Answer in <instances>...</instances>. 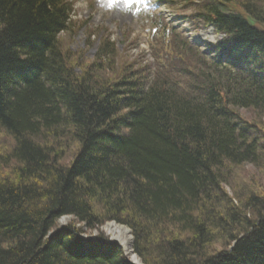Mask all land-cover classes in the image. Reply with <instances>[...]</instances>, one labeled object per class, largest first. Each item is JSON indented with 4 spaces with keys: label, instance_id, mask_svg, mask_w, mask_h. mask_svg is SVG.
Wrapping results in <instances>:
<instances>
[{
    "label": "trees",
    "instance_id": "1",
    "mask_svg": "<svg viewBox=\"0 0 264 264\" xmlns=\"http://www.w3.org/2000/svg\"><path fill=\"white\" fill-rule=\"evenodd\" d=\"M196 1L195 28L222 40L203 52L154 28L153 69L132 77L110 47L68 60L67 0H0V130L12 143L0 264H131L100 235L82 239L107 221L131 229L143 264H264L263 193L221 187L231 167L264 174V0H241L245 17L232 0ZM64 216L72 224L55 229ZM222 236L232 247L213 252Z\"/></svg>",
    "mask_w": 264,
    "mask_h": 264
},
{
    "label": "rangeland",
    "instance_id": "2",
    "mask_svg": "<svg viewBox=\"0 0 264 264\" xmlns=\"http://www.w3.org/2000/svg\"><path fill=\"white\" fill-rule=\"evenodd\" d=\"M154 0H140L139 4L143 5L146 2H152ZM180 3V0H174ZM235 7H239L238 3L241 0H232ZM73 13L71 14V22L69 24L70 30L68 33L61 35V43L63 45V51L71 52L69 57L70 62H76V60L85 65L94 62L96 54L98 52V46L102 50L109 48L111 44L114 49L113 58L110 57V62L113 64V69H124L132 77L135 75H147L150 71L151 59L149 58L148 47L146 43V27L145 24L140 23L141 19L136 14L137 4H133L131 7L127 6L124 0H72ZM161 12L166 18L174 14H183L187 16L188 12L177 10L176 8L171 10L170 8H163L159 6ZM140 20V21H139ZM187 28L186 25L183 26ZM149 28V26H147ZM192 36H197L199 40L210 42L213 38H216L211 31H199L192 33ZM110 42V44H108ZM109 62V63H110ZM162 65V62H161ZM106 72H109L108 70ZM110 73V72H109ZM111 75V73H110ZM237 114L241 119L247 122H259L255 115L249 110L236 109ZM264 121V120H262ZM12 143L8 135L0 130V157L1 159L8 153ZM3 163V162H2ZM1 163V164H2ZM6 174V171L1 169L0 176ZM226 178L229 179L227 184H223L222 190L228 195V198L238 196L243 198H249L251 192L254 195H264V174L259 172L251 165H242L238 167H231L228 172L225 171ZM73 219L69 217H61L56 223L55 229L71 225ZM106 223H112L116 226L126 228L131 239V250H133L134 239L131 229L115 223L114 221H107ZM106 223L95 230L83 231L82 237L88 236H101L103 239L114 243L122 251L119 243L113 241L111 238L105 236L102 232V227ZM75 227L81 228V224H76ZM85 230V229H84ZM221 243H215L212 245L213 252H219L221 249L226 250L232 244L225 236H222ZM230 247V249H231ZM123 253V251H122ZM136 255V253H134ZM137 256V255H136ZM124 257V254H123ZM138 258V257H137ZM127 259V258H126ZM128 260V259H127ZM140 261V259H139ZM140 264H143L140 261Z\"/></svg>",
    "mask_w": 264,
    "mask_h": 264
},
{
    "label": "bare ground",
    "instance_id": "3",
    "mask_svg": "<svg viewBox=\"0 0 264 264\" xmlns=\"http://www.w3.org/2000/svg\"><path fill=\"white\" fill-rule=\"evenodd\" d=\"M217 196L218 195L215 194V197ZM101 229H102V232L105 234V236L111 238L113 241L120 244L124 257L128 259V262H131L133 264H140L139 259L137 258L136 255H134V253L131 250L132 241L130 239V236L126 228L116 226L112 223H106V225L103 226Z\"/></svg>",
    "mask_w": 264,
    "mask_h": 264
},
{
    "label": "snow or ice",
    "instance_id": "4",
    "mask_svg": "<svg viewBox=\"0 0 264 264\" xmlns=\"http://www.w3.org/2000/svg\"><path fill=\"white\" fill-rule=\"evenodd\" d=\"M125 4L129 7H131L134 3L138 4L140 0H124Z\"/></svg>",
    "mask_w": 264,
    "mask_h": 264
},
{
    "label": "water",
    "instance_id": "5",
    "mask_svg": "<svg viewBox=\"0 0 264 264\" xmlns=\"http://www.w3.org/2000/svg\"><path fill=\"white\" fill-rule=\"evenodd\" d=\"M133 264V263H132Z\"/></svg>",
    "mask_w": 264,
    "mask_h": 264
}]
</instances>
